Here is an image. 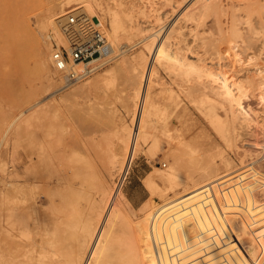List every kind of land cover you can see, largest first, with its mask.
<instances>
[{"label": "rangeland", "instance_id": "1", "mask_svg": "<svg viewBox=\"0 0 264 264\" xmlns=\"http://www.w3.org/2000/svg\"><path fill=\"white\" fill-rule=\"evenodd\" d=\"M156 1L162 19L153 20L149 35L121 36L103 61L112 59L69 81L50 60L53 42L63 43L45 17L49 6L61 9L59 0H0V213L23 200L29 204V131L36 130L47 164L42 177L53 180L40 182L39 192H56L58 183L62 201L79 211L98 196L103 179L114 190L124 178L130 218L118 219L122 240L132 241L134 222L147 256L164 243L159 237L150 243L156 228L168 232L172 248L163 247L176 256L175 264H264V0ZM62 5L80 10V3ZM133 17L134 28H150L144 13L136 10ZM177 21V52L184 60L150 53L154 39ZM39 48L48 53L46 73L36 69ZM140 50L153 61L152 103L143 110L130 163L109 169L114 151L129 145L135 76L144 70L118 61ZM202 62L208 70L196 77L192 68ZM210 71L249 85L248 102L232 108L211 84ZM179 155L184 166L171 181L167 171ZM10 179L20 188L7 186ZM49 205L44 201L43 209ZM10 232L4 233L6 246L19 233Z\"/></svg>", "mask_w": 264, "mask_h": 264}, {"label": "bare ground", "instance_id": "2", "mask_svg": "<svg viewBox=\"0 0 264 264\" xmlns=\"http://www.w3.org/2000/svg\"><path fill=\"white\" fill-rule=\"evenodd\" d=\"M65 2L66 5L80 3L78 7L76 5L77 8H80V10L77 9L79 13L93 16L94 20H97V17H99L103 22L105 33H107L111 39H108L110 46H108V49L105 50L101 55L95 56L88 61H83V64H81L82 61H71L68 63V69L72 68L75 72L80 73L84 72L90 74L106 61L112 59L109 56L110 59L107 58L105 61H103L104 57L110 54L109 50L113 49L114 51L116 49L112 47L111 42L116 43L121 38V36L132 39V37L135 35L141 34L144 36L146 33V35H149L148 33L155 26L153 24V20H160L161 18V13L159 10L157 9L160 14L155 11L157 8L155 7L157 4L156 0H147L141 3H136L135 1L130 0V2H127V4L124 2V0H116L114 2H111L110 0H65ZM62 4L63 0H59V6L61 9H57L56 6H49V10L45 18L48 25L53 27L56 33H58V36L61 37L62 43L67 45L66 39L62 38L60 34L61 32L57 23L61 24L64 20H66L65 13L74 9L65 10L66 8L62 7ZM205 4L206 3L202 5L204 6L203 8L207 7ZM136 6L138 8H136ZM62 10H64V13H61ZM136 10L144 13L148 17L150 22L148 25V27L150 26L149 29L147 26L144 28H134L136 25L134 23L133 16L135 15ZM101 14H103V19ZM177 22L178 25L175 23L173 25L172 23L170 28L168 27L169 29L160 40L157 41V38L154 39V46L152 45V48L151 46H148L151 48L150 53L156 54L158 56L162 53H167L168 57L171 56L172 58H178L179 61L183 59L182 56H178V47L176 46L178 41L176 40L175 35L177 33L174 32L178 30L180 25L179 21ZM51 31L53 30L51 29ZM234 31L236 32V30ZM153 36H155V34ZM135 44L136 42L132 43V46ZM122 51L124 52L125 50ZM121 61L136 69L139 67L142 68L144 66V70L142 74L138 75L137 72L135 76L139 77V81H136V86L134 87V93L132 97L137 105H134V115H132L133 120L131 122L132 126L129 134V145L128 147L124 148L123 151H114V154L110 159L109 169H113L118 165L123 166L124 161H126V167L130 163L134 155V149L138 144L140 131L142 130L143 110L147 104L152 103L150 98L153 95L150 82L153 61L150 62L149 58L147 60L145 50H140L130 59L124 58L118 62ZM186 64L187 61L185 57V65ZM36 69L37 72L41 73H46L48 71V53L44 52L40 48L36 51ZM192 70L198 72L196 77L199 76L201 78L204 76L203 73L200 74V72H204L208 69H206L204 62H202L201 66L198 68H192ZM104 71H110V67ZM61 73L62 72H60L59 77L62 79L64 74ZM215 75L216 74H214L212 71L207 74V76L210 77L209 79L211 84L217 89V93L227 100L232 108L236 110L238 106H242L244 102H248L249 85L243 84V81L231 82L228 76L225 77L222 75L217 77ZM203 80L205 81L206 79H202V81ZM198 81L201 82L200 79ZM196 88L198 87L196 86ZM38 137L39 135L36 130L29 131V204L26 200H23L21 204L12 208V210L6 213H0V264H175L174 258L176 256L173 258L171 250H168L172 248L167 241L168 232L163 231L157 233V231L155 232L156 228H152H155V235L152 236L153 240L150 243H153L154 237L157 240L159 237L161 241H164L163 245L161 246L163 249H165L163 247L164 245L166 247L169 245L170 247L167 250H162V248L159 247V250L161 249V251H159L158 249H152L155 248L152 247L154 244L151 245L148 243L150 244V246H148L146 243L147 247H152L149 256L146 255V250L143 248V240H141L140 235H135L138 234L137 232L139 231L136 232L137 225L134 224L132 219L131 220L133 223L129 224L131 231L129 230L128 232H132L133 239L131 242L122 240V231L124 225L121 226L122 224L118 219H123L124 217L127 218V216L129 219L130 217L125 202L127 195H125L124 191L122 190L121 184H119L117 188L115 187L116 189L112 190L113 188L109 187L107 181L103 179L98 196L91 198L88 201L89 205L87 208L79 207V211L77 208L76 210L69 208L71 207V204L69 205L66 204L67 202L64 203L62 201L59 190L60 186L58 183L54 182L53 184L56 192L52 190L51 192L49 191V194L43 191L39 192V183L44 181L42 177V170L47 164L44 156L38 151ZM182 158V155H179L173 162V165H171L167 171V175L171 181L175 180L183 169L184 163ZM45 179L47 182H44L46 183H48V181H53L48 178ZM8 184L11 186H16V188H20L19 186H21L15 182L14 179H10L7 183V186ZM48 186L50 185L48 184L47 187ZM69 187L67 188L70 189ZM46 200L49 201L50 205L47 210H44L43 202ZM75 206L78 207L77 205H74V208ZM140 224L141 223H139V226L144 225L143 223L142 225ZM28 226L29 232L27 230ZM149 228H151V226L147 229ZM147 229L145 230L147 231ZM152 229L150 231L148 230L150 234H154L151 232ZM11 230H17L19 233L13 232L12 235L14 240L12 239L8 246H6L5 242L7 238L4 233L5 231H8L9 234ZM19 234L22 235V240L17 238L21 237ZM25 235H29V239L26 238ZM192 242L194 243V241L191 240V244ZM156 245H158V243H156Z\"/></svg>", "mask_w": 264, "mask_h": 264}, {"label": "built area", "instance_id": "3", "mask_svg": "<svg viewBox=\"0 0 264 264\" xmlns=\"http://www.w3.org/2000/svg\"><path fill=\"white\" fill-rule=\"evenodd\" d=\"M61 30L67 45L53 42L52 66L55 70L62 72L69 81L80 80L89 73L75 72L72 68L68 69V63L71 61H88L108 49L110 44L104 31L103 22L99 17L94 20V18L74 9L66 13V20L61 23ZM123 179L117 184H122Z\"/></svg>", "mask_w": 264, "mask_h": 264}]
</instances>
